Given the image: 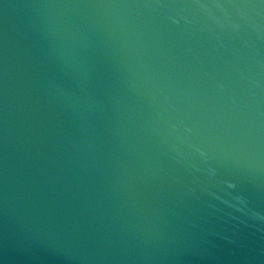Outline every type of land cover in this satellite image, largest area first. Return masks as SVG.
Returning <instances> with one entry per match:
<instances>
[{"label": "water", "instance_id": "95a60500", "mask_svg": "<svg viewBox=\"0 0 264 264\" xmlns=\"http://www.w3.org/2000/svg\"><path fill=\"white\" fill-rule=\"evenodd\" d=\"M0 264H264V0H0Z\"/></svg>", "mask_w": 264, "mask_h": 264}]
</instances>
